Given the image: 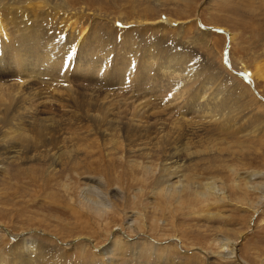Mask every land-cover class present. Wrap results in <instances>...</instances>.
I'll list each match as a JSON object with an SVG mask.
<instances>
[{"label":"rangeland","instance_id":"374dc122","mask_svg":"<svg viewBox=\"0 0 264 264\" xmlns=\"http://www.w3.org/2000/svg\"><path fill=\"white\" fill-rule=\"evenodd\" d=\"M0 13L8 42L16 24L35 36L19 51L25 134L52 137L10 159L0 145V248L28 236L68 246L70 264L104 246L117 264H264V0H0ZM71 22L88 35L77 50ZM13 66L0 74L18 82Z\"/></svg>","mask_w":264,"mask_h":264},{"label":"bare ground","instance_id":"6f19581e","mask_svg":"<svg viewBox=\"0 0 264 264\" xmlns=\"http://www.w3.org/2000/svg\"><path fill=\"white\" fill-rule=\"evenodd\" d=\"M5 23H6V20L2 17V14L0 13V55L3 56L5 53V56H4L5 60H8L7 62H0V66L5 64V63L13 66V63H15V65L13 67L16 68V72H17V76H18V82H17V81H15V79H17V77L15 78L10 74H6L5 72H2L0 74V86H7V87H0V124L4 125L0 128V145H2L1 147H3V150H4V152L1 155H3V158L5 157V159H10L13 157H17L20 150L23 152H26V151L29 152L32 149V147H35L34 145H36V143L39 141L41 142L42 145H48V143L51 141L52 137L45 139L42 142L41 140L43 139L42 137L44 135V132H42V131L38 134V136L36 138L30 137L29 136L30 134L29 135L25 134L23 122L20 121V118L22 119L21 113L24 110H27V107H25V105L21 106L22 100L20 99L21 98L20 96L19 97L17 96V94L20 95V92L22 91L21 85H24L21 82V79H19V77L21 76V70L23 71L25 67H29V64L27 65V64H25V63L23 64L21 62L24 60V57L21 58V53H19V51H21V49H25L31 43V41H33L35 39V36L28 34V33H25V32H21V26L19 24L15 23L16 25H13V27H16V29H15L16 33L14 34L12 40L10 42H8L6 39V34L3 32V30H5V25H4ZM71 23H72L73 27L71 28L72 30H70V32H74V31L79 32V34L76 38H79L80 41L76 40V42L73 41V43L71 44L72 50H74V49L77 50V48H79V47H75L74 43H76V44L78 43V46H80V47L83 46L84 43L86 42V40H84V38L88 37V35L87 36L81 35V33L83 32V30L85 28H83L82 26H79V24L77 22H74V23L71 22ZM69 25H70V23H69ZM32 32H33V30H32ZM98 35L99 34H97L96 36L99 37ZM68 41L71 42V38H68ZM44 45L47 48L46 50H47V53H49V57H53L52 55H50L51 48H52L53 44L49 41H46V43ZM14 53H16V55H15V57L17 59L16 62H13V58H9ZM53 58L55 61L56 58L55 57H53ZM46 59L48 60V58H46ZM235 63L237 64V66L242 67L243 72H245L246 74L247 73L250 74L248 71H246V68L244 66L239 64V62H235ZM56 64H57V62L51 63L52 66H54ZM45 67L48 68L49 66H45ZM41 68H44V67H41ZM166 71H167V75H170V76L179 74L176 69H173L172 71L171 70H166ZM41 73H44V71H41ZM254 73L257 77L264 79V63L257 64L256 65V71ZM251 76H252V74L249 75L250 79H251ZM28 87H30V86H28ZM6 88H10V90H9L10 92H8V94H10V95H8L6 98H4V94H3L2 90L6 89ZM196 96H197V100H199L200 98H202V99L204 98V95H202L199 92L194 94V97H196ZM215 97H216V94H215ZM43 99H46V100L40 101V103H41L40 107L41 108L39 111H40L41 117H39V121L49 120V115L47 116V114H49V113L46 110L47 107L44 105L46 102H48V99L47 98H43ZM210 99H214V98H210ZM216 99H217V97H216ZM187 100H189V99L187 98ZM197 100H196V102H194V101L190 102L189 101L186 103L190 104L191 109H194L196 107L194 109L195 112H201L204 110L203 108H200V106H203V104L200 103L199 101L197 102ZM215 102H216L215 105H217L218 107H221L222 109L225 106H227L226 104L219 106L220 102H218L217 100H215ZM207 105L208 104L206 103L204 106L206 107ZM22 109H23V111H22ZM183 109H184V111H186V108H183ZM45 125L46 124H39V126H38L39 130H42ZM24 126H25V124H24ZM54 134H55V132H54ZM54 136H56V135H53V137ZM38 151H39V149H38ZM53 151H55V150L53 149ZM52 153H55V152H52ZM41 154H43V153H41ZM46 155H48V154H46ZM57 156H60V155H57ZM56 160L57 159L54 156V158L52 159L53 163H55ZM8 242H9V245L7 247L5 246L3 248H0V264H68L69 263V261H65V257L67 256L66 251H70L68 246L64 247V249H62L60 251H57L59 248L54 249L52 247H48L43 242H41L35 238L28 237V236H25V237L24 236H21V237L20 236H14L11 239H9ZM111 252H112L111 246L101 247V249H99L97 253L93 254L94 259L92 258V260L90 262H83L82 264H117L113 260V258L111 257L112 256ZM231 253L233 254V256H235V251L232 250ZM66 259L68 260V258H66Z\"/></svg>","mask_w":264,"mask_h":264}]
</instances>
